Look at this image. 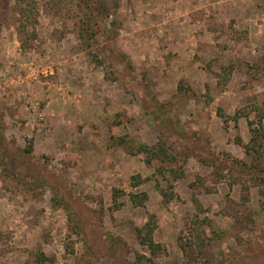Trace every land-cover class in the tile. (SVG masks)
Listing matches in <instances>:
<instances>
[{
  "label": "rangeland",
  "instance_id": "374dc122",
  "mask_svg": "<svg viewBox=\"0 0 264 264\" xmlns=\"http://www.w3.org/2000/svg\"><path fill=\"white\" fill-rule=\"evenodd\" d=\"M103 1L0 0V264H264V0Z\"/></svg>",
  "mask_w": 264,
  "mask_h": 264
},
{
  "label": "trees",
  "instance_id": "16d2710c",
  "mask_svg": "<svg viewBox=\"0 0 264 264\" xmlns=\"http://www.w3.org/2000/svg\"><path fill=\"white\" fill-rule=\"evenodd\" d=\"M80 4H82V8L86 9L87 13H82V21L87 20L88 22H93L96 19L103 16H108L109 7L103 0H80ZM135 203V201H134Z\"/></svg>",
  "mask_w": 264,
  "mask_h": 264
}]
</instances>
